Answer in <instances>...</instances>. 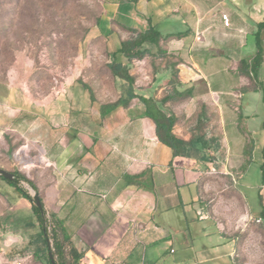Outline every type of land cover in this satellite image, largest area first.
Returning a JSON list of instances; mask_svg holds the SVG:
<instances>
[{"label": "crops", "instance_id": "1", "mask_svg": "<svg viewBox=\"0 0 264 264\" xmlns=\"http://www.w3.org/2000/svg\"><path fill=\"white\" fill-rule=\"evenodd\" d=\"M99 1L108 54L132 31L164 38L151 71L147 58L132 62L135 93L171 96L163 109L177 117L173 133L199 137L200 150L173 158L137 100L102 118L79 86L63 83L38 115L0 82V169L35 185L78 264H261L264 0ZM259 52L255 81L242 63ZM199 105L208 123L197 132ZM47 245L29 201L0 180V264H49Z\"/></svg>", "mask_w": 264, "mask_h": 264}, {"label": "rangeland", "instance_id": "2", "mask_svg": "<svg viewBox=\"0 0 264 264\" xmlns=\"http://www.w3.org/2000/svg\"><path fill=\"white\" fill-rule=\"evenodd\" d=\"M101 14L99 0H0V82L23 92L38 115L63 83L73 82L87 97L92 92L96 106L114 101L120 84L105 64L107 42L96 33ZM156 63L147 58L141 67L151 71ZM258 165L256 154L249 182L257 179ZM249 193L258 204L257 192ZM262 245L264 253V238Z\"/></svg>", "mask_w": 264, "mask_h": 264}, {"label": "trees", "instance_id": "3", "mask_svg": "<svg viewBox=\"0 0 264 264\" xmlns=\"http://www.w3.org/2000/svg\"><path fill=\"white\" fill-rule=\"evenodd\" d=\"M133 36L120 43V46L114 52L108 54L109 62L106 67L112 78L119 82L120 93L116 100L99 105V112L104 118L108 114L119 108H128L130 104L137 100L144 106V116L150 119L155 125V134L157 140L169 148L172 157L188 158L193 152L200 150L199 137L191 136L184 140L173 133V128L177 123V117L163 109V105L170 100L171 96H166L160 100L146 98L135 93L134 77L130 74L131 64L135 60L144 58L157 59L159 56L164 57L165 53L160 47V43L164 38L153 27H149L144 31H132ZM262 62L261 53L259 52L250 65L242 63L243 67H247L252 74V78L256 81V70ZM264 101V89L261 88ZM90 99L94 102L92 92H89ZM181 96L180 94H178ZM194 131H201L208 123L206 107L199 105L195 118ZM264 129V123H263ZM262 184L264 185V146L262 149ZM205 160V159H202ZM13 174L14 180L9 181L0 176V180L10 185L14 190L31 204L32 211L37 219L40 231L47 242L48 250L51 253L52 260L55 264H78L79 256L74 249L70 248L66 252L68 239L64 233L62 224L53 214L47 213L40 198L42 208L35 206L33 197L23 186L26 184L36 194L35 185L17 170L9 172ZM259 216L264 220V205H261ZM69 256V259L67 258ZM49 264L51 260L49 259Z\"/></svg>", "mask_w": 264, "mask_h": 264}, {"label": "water", "instance_id": "4", "mask_svg": "<svg viewBox=\"0 0 264 264\" xmlns=\"http://www.w3.org/2000/svg\"><path fill=\"white\" fill-rule=\"evenodd\" d=\"M0 176H2L4 179H7L9 181H12L14 180V176L13 174L9 173V172H6L2 169H0ZM33 197V201H34V204L37 208L41 209L42 206H41V202H40V198L37 194H34L32 195ZM49 258L51 260V264H55L54 261L52 260V256H51V253H49Z\"/></svg>", "mask_w": 264, "mask_h": 264}, {"label": "built area", "instance_id": "5", "mask_svg": "<svg viewBox=\"0 0 264 264\" xmlns=\"http://www.w3.org/2000/svg\"><path fill=\"white\" fill-rule=\"evenodd\" d=\"M221 21L223 23V26L229 27V19L227 15H221ZM256 223H260V220H256Z\"/></svg>", "mask_w": 264, "mask_h": 264}]
</instances>
